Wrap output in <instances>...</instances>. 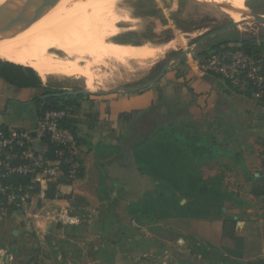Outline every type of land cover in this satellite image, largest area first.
Segmentation results:
<instances>
[{"label": "crops", "instance_id": "obj_1", "mask_svg": "<svg viewBox=\"0 0 264 264\" xmlns=\"http://www.w3.org/2000/svg\"><path fill=\"white\" fill-rule=\"evenodd\" d=\"M235 93L221 78L183 63L156 84L129 95L82 96L69 120L79 139L83 176L61 184L57 199L46 200L42 193V199L17 212L0 210V249L13 257L7 264H149L143 255L172 252V244L149 231L163 229L164 222L143 227L128 215L127 205L139 199L131 196L117 161L111 162L117 156L111 148L122 145L124 125L132 123L134 114L168 111L169 117L190 116L208 124L221 118L223 103L232 104L239 115L251 114L255 99ZM43 94L46 89H19L0 78V127L29 136V148L39 157L47 147L38 135L34 102ZM184 110L190 113L183 115ZM41 185L47 189V183Z\"/></svg>", "mask_w": 264, "mask_h": 264}, {"label": "rangeland", "instance_id": "obj_2", "mask_svg": "<svg viewBox=\"0 0 264 264\" xmlns=\"http://www.w3.org/2000/svg\"><path fill=\"white\" fill-rule=\"evenodd\" d=\"M52 1L56 3L65 2V0ZM68 1L73 2L74 0ZM77 1L88 3L91 0ZM119 5L130 12L133 23L131 25H118V28L122 31L112 41L121 45L141 46L151 44L162 47L167 50L162 57L152 65L137 67V64L133 63L122 65L114 61L103 60L104 58L99 57L101 54L90 48L91 45L80 49V51L74 50V53H79L77 55L72 54L73 60L66 58L60 51L50 50L51 55H55L64 62L63 67H65L64 65L67 68L69 66L79 67L83 71H86L87 68V70L92 71V76L84 77L80 73L74 72L66 77L51 76L46 81L41 79L46 89L50 92L85 91L98 93L122 88H141L155 80L161 74L167 62L179 54L191 50L195 43L207 34L233 24L236 20V18L231 19L227 14L225 10L228 8L222 9L209 2L197 0H121ZM244 6L260 15H264V0H245ZM228 11L231 10L228 9ZM242 27L244 31L235 28L210 38L182 62H173L170 68L177 69L183 63H191L198 68L199 62L203 60L199 58L201 54L205 52L211 54L213 53L211 50L216 47L234 46L236 42L242 40H250L256 44L264 45L263 27L256 25L254 22L249 25L243 23ZM69 36L67 40L74 47H78L77 44L82 42L78 38L71 36L69 38ZM0 60L8 62L3 59ZM71 61L75 64L71 65ZM129 94H131V91L111 95L112 97H118ZM240 94L243 93L238 92L234 95L238 97ZM104 97L106 96L97 97L92 95V98ZM237 97L234 98L237 99ZM253 98L255 103L252 106V113L240 114L243 123L247 126L244 131L230 134L228 132L230 129L225 124L224 128L215 127V132L212 133L221 145L222 153L226 152L233 155L242 152L243 165L236 164L229 157V154L200 165V170L205 178L223 174L224 188L229 193L234 194L235 198L243 200L242 204L227 201L224 205V213L237 220L235 230L239 236L245 239L244 249H236L231 240L224 238V222L222 220L172 219L162 221L164 222L162 224L163 229L157 231L149 229L154 236L159 235V239L174 246L172 252L143 255L142 257H146L143 259L148 261L149 264H258V261L264 260V199L253 197L249 193L250 185L246 182V175L248 174L264 179L257 153L264 140V101L257 94H253ZM14 108L12 109L15 111ZM14 111L9 119H11ZM153 113L133 115L132 123L124 125L122 145H129L141 135L151 133L159 118H169L166 124H175V126H182L185 129L189 128L190 131L197 130L196 126L189 125V122L183 121L182 117H169L168 111L167 113L162 111ZM188 113L190 112L185 110L182 112L183 115ZM179 119L183 122L181 125H176ZM38 135L41 137L39 133ZM28 138L30 140L29 136ZM115 153H117V156ZM119 154V152L113 151L112 155L115 156H113L111 162H116ZM103 159L106 162L109 158ZM134 180L132 179L129 183L132 197L141 199L144 193L154 192L153 185L140 186ZM141 224L139 226L146 227L151 223ZM241 253L242 257L239 258L238 254ZM140 264L145 263L141 262Z\"/></svg>", "mask_w": 264, "mask_h": 264}, {"label": "trees", "instance_id": "obj_3", "mask_svg": "<svg viewBox=\"0 0 264 264\" xmlns=\"http://www.w3.org/2000/svg\"><path fill=\"white\" fill-rule=\"evenodd\" d=\"M241 50L256 61H261L264 68V45L256 44L254 41L242 40L234 46L225 45L212 49L216 53ZM210 51V52H211ZM210 56L205 52L199 56L206 59ZM218 77V76H217ZM0 78L8 84L19 89H46L37 72L32 68L15 65L0 60ZM225 81V80H224ZM230 88L245 94L249 99L253 94L264 92V84L261 87H249L241 90L228 81H225ZM66 91L50 92L46 89L45 97L49 94H61ZM38 98L34 104L38 110L39 121L48 111H65L68 118L62 120L60 125L74 134L78 146L79 139L76 135V128L70 123L71 111L79 105L78 100L82 96H61ZM264 101V96L260 98ZM222 110L218 113V119L204 124L193 118L185 117L183 121L189 122L197 127V130L190 131L182 126L166 124L169 118H159L151 133L143 134L133 143L111 148L119 152L116 162V169L120 173L125 184L129 185L132 179L142 185H153L154 192H146L139 200L132 201L127 205L126 211L132 219L140 224L159 223L166 220H209L224 222V238L231 240L236 249L242 250L245 247V239L236 233L237 220L224 213V205L227 201L242 204L243 200L235 198L224 188V175L205 178L200 170V165L205 162L216 160L221 156H228L221 152V145L212 134L215 127L224 128L228 125V132H240L246 129V125L240 118L237 110L230 103H223ZM181 118V119H182ZM164 120V121H162ZM178 120L176 125H181ZM190 127V126H189ZM192 129V128H191ZM0 132H8L4 126ZM42 143L47 147V153L43 159L58 161L60 158L57 152L61 149L53 144L49 138L43 137ZM29 145L16 148V154L20 157L27 150ZM66 153V151H65ZM260 165L264 176V140L257 150ZM36 156H38L36 154ZM68 157L66 154L60 164L61 176L56 180L47 182V189L43 190L40 183L33 182V176L13 175L3 179L5 187H11L16 194H29L36 197L44 194L46 200H54L59 197V187L63 183H73L82 178L83 170L79 158H75L77 168L75 174H70L71 166L63 161ZM229 157L236 163L242 164V152L229 154ZM18 165L30 164L29 160L19 158ZM246 182L250 185L249 193L255 198L264 199V179L256 178L254 175H246ZM31 201H27L30 203ZM184 202V203H183ZM19 200L9 203V193H0V210L14 213L20 209L17 207ZM141 224V225H142ZM234 254V253H232ZM239 258L242 253L238 254ZM264 264V260L257 262Z\"/></svg>", "mask_w": 264, "mask_h": 264}, {"label": "bare ground", "instance_id": "obj_4", "mask_svg": "<svg viewBox=\"0 0 264 264\" xmlns=\"http://www.w3.org/2000/svg\"><path fill=\"white\" fill-rule=\"evenodd\" d=\"M76 1L65 0L63 3H56L52 0H44L36 20L28 28L0 42V59L30 67L43 81H46L51 76L66 77L74 72L84 77L92 76V71L87 68L83 71L79 67L67 68L66 65H64L66 68L63 67L64 62L51 55L50 50L60 51L66 58L73 60L72 54L79 53L75 52V54L74 50L80 51L91 45L90 48L101 54L99 57L104 58L103 60L122 65L133 63L137 64V67L154 64L167 51L165 48L151 44L130 46L112 41L122 31L118 25L133 23L130 12L119 5L121 0H91L88 3ZM5 2L6 0H0V8ZM207 2L222 9L238 10V12L228 9L225 11L231 19L236 18L237 28L241 31H244L243 23L249 25L254 22V18L245 10V0H208ZM262 20L264 23V15ZM68 35L81 40L82 42L78 43L81 45L77 44L78 47L70 45L67 40ZM70 64L75 63L71 61Z\"/></svg>", "mask_w": 264, "mask_h": 264}, {"label": "built area", "instance_id": "obj_5", "mask_svg": "<svg viewBox=\"0 0 264 264\" xmlns=\"http://www.w3.org/2000/svg\"><path fill=\"white\" fill-rule=\"evenodd\" d=\"M200 72L218 76L222 80L228 81L241 90L249 87H261L264 84V68L261 61H256L251 56L241 50L227 51L223 53H211L210 56L201 60L198 64ZM258 97L264 96V92L257 94ZM65 111H48L39 121L38 133L41 137H48L57 147L61 148L57 152L60 158L58 161L45 160L36 156L29 146L21 157L16 154L17 147L28 145L27 135L8 131L0 132V193H9V203L19 200L17 207L21 209L27 201L42 199L43 194L33 197L29 194H16L11 187L3 185V179L13 175L33 176L34 183H47L56 180L61 176L60 164L62 158L68 154L63 161L71 166L70 174H75L76 166L74 160L78 157V144L71 131L62 128L60 122L68 118ZM66 151V153H65ZM19 158L29 160L30 164L18 165ZM13 257L5 249H0V264L11 262Z\"/></svg>", "mask_w": 264, "mask_h": 264}, {"label": "water", "instance_id": "obj_6", "mask_svg": "<svg viewBox=\"0 0 264 264\" xmlns=\"http://www.w3.org/2000/svg\"><path fill=\"white\" fill-rule=\"evenodd\" d=\"M200 2H207L208 0H197ZM44 0H6L5 4L0 8V42L5 41L24 29L28 28L37 18ZM245 10L254 18V23L258 26L264 28V23L262 20V16L254 10L250 9L247 6H244ZM238 12V10H232ZM237 28V22L235 21L233 24L227 25L221 29L215 30L201 38L197 41L194 47L188 52H184L174 57L171 61L167 62L163 67L161 74L155 79L145 84L141 88H122L117 90H112L109 92H98V93H89L85 91H66L61 94H49L42 98L47 97H61V96H87V95H95V96H107L111 94H116L119 92L126 91H139L159 82L165 74L169 71L170 65L173 62L183 61L188 55L193 54L196 49L214 36H218L224 34L225 32ZM184 203V202H183Z\"/></svg>", "mask_w": 264, "mask_h": 264}]
</instances>
